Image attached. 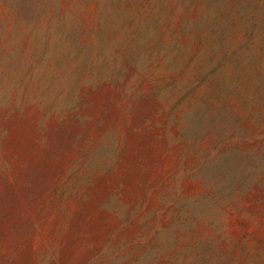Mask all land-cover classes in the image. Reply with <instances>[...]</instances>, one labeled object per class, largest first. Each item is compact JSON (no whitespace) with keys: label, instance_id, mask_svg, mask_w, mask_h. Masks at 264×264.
Wrapping results in <instances>:
<instances>
[{"label":"rangeland","instance_id":"obj_1","mask_svg":"<svg viewBox=\"0 0 264 264\" xmlns=\"http://www.w3.org/2000/svg\"><path fill=\"white\" fill-rule=\"evenodd\" d=\"M0 264H264V0H0Z\"/></svg>","mask_w":264,"mask_h":264}]
</instances>
